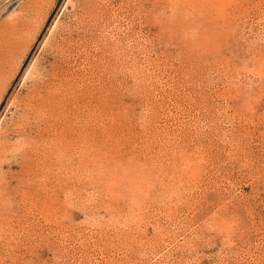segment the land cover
I'll return each mask as SVG.
<instances>
[{
  "label": "rangeland",
  "instance_id": "rangeland-1",
  "mask_svg": "<svg viewBox=\"0 0 264 264\" xmlns=\"http://www.w3.org/2000/svg\"><path fill=\"white\" fill-rule=\"evenodd\" d=\"M0 73V264H264V0H0Z\"/></svg>",
  "mask_w": 264,
  "mask_h": 264
},
{
  "label": "bare ground",
  "instance_id": "bare-ground-1",
  "mask_svg": "<svg viewBox=\"0 0 264 264\" xmlns=\"http://www.w3.org/2000/svg\"><path fill=\"white\" fill-rule=\"evenodd\" d=\"M65 42V41H64ZM52 44V43H51ZM55 48V47H54ZM53 48V49H54ZM57 48V47H56ZM67 48V47H66ZM52 49V48H51ZM56 53V52H55ZM62 53V52H61ZM55 64V63H54ZM52 66V65H51ZM54 67V66H53ZM3 69V68H2ZM55 69V68H54ZM12 70V69H11ZM13 70H14V68H13ZM31 69H29V71H28V74L27 75H29V72L30 73H33L34 71H35V67L30 71ZM16 71V70H15ZM54 70H52V73H51V75H49V76H46V77H48L45 81L43 80V78H39L38 77V80L36 79V81L32 84V86H33V88H34V90H31L32 91V96H31V100H29L28 101V103H25V102H23V103H25V104H23L24 106H26V108H25V110L23 111L24 112V116H27V115H29L30 113L29 112H32L33 114V116L35 117V118H37L39 121H42V122H46V121H48L50 118H52L53 117V115H54V111L56 110V109H60L59 111H61L60 113H63V116H65V117H67V113H68V110L66 111V107L65 106H63L62 107V105H60L61 104V102H59V100L57 101H55L54 99H52V100H50V98H49V100L47 99V98H45L46 96H44L45 95V93H47L50 89V87L49 86H51V84H53V80H55L53 77L54 76H56V74L53 72ZM59 71V70H58ZM62 72V71H61ZM60 72V73H61ZM3 73V72H2ZM13 73V72H12ZM26 73V72H25ZM35 73V72H34ZM56 73H58L57 72V70H56ZM1 74V73H0ZM63 75V74H62ZM52 78H51V77ZM3 77V76H2ZM28 78V77H27ZM63 78V77H62ZM56 79H57V77H56ZM23 80V79H22ZM33 80H35V79H33ZM57 81V80H56ZM58 81H60V80H58ZM24 82V81H23ZM62 82V81H61ZM74 82H75V79H74ZM83 82V81H82ZM25 83V82H24ZM60 83V82H59ZM58 83V84H59ZM66 83V82H65ZM73 83V82H72ZM23 84V83H22ZM71 85V84H70ZM70 85H68V86H70ZM88 85V84H87ZM62 86V84L59 86V91L58 92H60V90H62V88L63 87H65L64 85H63V87H61ZM25 88V87H24ZM58 88V87H57ZM72 88V87H71ZM5 89H6V87H5ZM66 89V88H65ZM85 89V88H84ZM92 89V88H91ZM70 90V89H69ZM63 92H65L64 90H62ZM73 91V90H72ZM66 92H67V90H66ZM70 92V91H69ZM86 92V91H85ZM88 92V91H87ZM90 92V91H89ZM88 92V93H89ZM1 93V92H0ZM52 93H53V91H52ZM56 93V92H55ZM71 93V92H70ZM48 94V93H47ZM82 94H83V92H82ZM4 95V94H3ZM86 95L87 96H89V95H91L90 93H89V95L86 93ZM49 96V95H48ZM59 96H61V95H59ZM67 96V95H66ZM76 96V95H75ZM85 96V95H84ZM93 96V95H92ZM30 97V96H29ZM51 97V96H50ZM71 97V96H70ZM79 97V96H78ZM81 97V96H80ZM86 97V96H85ZM58 98V97H57ZM60 98V97H59ZM84 98V97H83ZM88 98V97H87ZM90 99H91V96L89 97ZM47 99V100H46ZM62 99V98H61ZM70 99V98H69ZM82 99V98H81ZM84 99H86V98H84ZM75 100V99H74ZM73 100V101H74ZM92 100V99H91ZM90 100V101H91ZM94 100H96V98L94 99ZM93 100V101H94ZM64 101V100H63ZM66 101V100H65ZM64 101V102H65ZM83 101V100H82ZM87 102H89L88 101V99L86 100ZM59 102V103H58ZM63 102V103H64ZM86 102V103H87ZM95 102V101H94ZM68 103H70V101L68 102ZM73 103V102H72ZM92 103V102H91ZM19 104H20V102H19ZM89 104V103H88ZM66 105V104H65ZM69 105H71V104H69ZM76 105H77V103H76ZM75 106V105H74ZM81 105H79V107H80ZM27 107H29V109H27ZM91 107V106H90ZM20 108H21V106H20ZM45 108L47 109V111L45 110ZM73 108V107H72ZM44 109V111L46 112V113H43V114H41L40 113V111L41 110H43ZM75 109V108H74ZM90 109V108H89ZM76 110H79V109H77L76 108ZM75 110V111H76ZM81 110H83V109H80V113H81ZM91 110V109H90ZM92 110H93V107H92ZM66 111V112H65ZM74 111V112H75ZM22 113V112H21ZM83 113V112H82ZM90 113H91V111H90ZM58 114V113H57ZM74 114V113H73ZM76 114H79V113H76ZM87 114H89V113H87ZM84 115H85V113H84ZM75 116V115H74ZM81 116V115H80ZM17 117H19V116H17ZM30 117V116H29ZM71 117V116H70ZM78 117H79V115H78ZM22 118V117H21ZM26 118V117H25ZM63 118V117H62ZM69 118V117H68ZM74 118V117H73ZM85 118H86V116H85ZM72 119V118H71ZM77 119V118H76ZM24 120V119H23ZM36 120V119H35ZM50 120H52V119H50ZM66 120H68L67 118H66ZM78 120H79V118H78ZM86 120V119H85ZM19 121H21V120H19ZM25 121V120H24ZM38 121V122H39ZM54 121V120H53ZM70 121V120H69ZM90 121H91V119H90ZM42 122H40V123H42ZM79 122V121H78ZM35 123V122H34ZM55 123H56V121H55ZM69 123V122H68ZM90 123V122H89ZM11 124V123H10ZM13 124V123H12ZM21 124V123H20ZM48 124V123H47ZM47 124H45V125H47ZM70 124V123H69ZM79 124H81V123H79ZM14 125V124H13ZM16 125V124H15ZM39 125V124H38ZM63 125V124H62ZM73 125H74V122H73ZM72 125V126H73ZM75 125H77V124H75ZM90 125V124H89ZM93 125V124H92ZM5 126V125H4ZM53 126V125H52ZM78 126V125H77ZM91 126V125H90ZM89 126V127H90ZM7 127V126H6ZM57 127H59V126H57ZM78 127H80L81 128V125H79ZM40 128V127H39ZM72 128V127H71ZM5 129V128H4ZM68 129V128H67ZM36 130V129H35ZM42 130V129H41ZM52 131V130H51ZM71 131V130H70ZM86 131V130H85ZM87 131H88V129H87ZM21 132V131H20ZM38 132V131H37ZM79 132V131H78ZM83 132V131H82ZM22 133V132H21ZM42 133H44V132H42ZM71 133H72V131H71ZM92 133V132H91ZM39 134V133H38ZM49 134V133H48ZM85 134V133H84ZM87 134V133H86ZM90 134V133H89ZM6 135V134H5ZM35 135V134H34ZM33 135V136H34ZM51 135V134H50ZM67 135V134H66ZM70 136V135H69ZM69 136H66V138L67 137H69ZM37 137V136H36ZM43 137V136H42ZM65 137V136H64ZM34 138V137H33ZM47 138V137H46ZM40 139V138H39ZM58 139V138H57ZM70 139H72V138H70ZM37 140H38V138H37ZM41 140V139H40ZM43 140V139H42ZM73 140H75V139H73ZM47 141H48V139H47ZM54 141H57V140H54ZM52 142V141H51ZM63 142V141H62ZM65 142H67V141H65ZM76 142V141H75ZM33 143V142H32ZM78 144H79V142H77ZM86 143V142H85ZM65 144V143H64ZM3 145V144H2ZM35 145V144H34ZM44 145H45V143H44ZM52 146H53V144H52ZM61 146V145H60ZM77 146V145H76ZM2 147V146H1ZM1 147H0V149H1ZM81 147V146H80ZM3 148H5V147H3ZM47 148V147H46ZM49 148H50V146H49ZM57 148H59V147H57ZM56 148V149H57ZM62 148V147H61ZM70 148V147H69ZM39 149V148H38ZM63 149V148H62ZM78 149V148H77ZM87 149V148H86ZM8 150V149H7ZM6 150V151H7ZM33 150V149H32ZM40 150V149H39ZM43 150V149H42ZM54 150V149H53ZM69 150V149H68ZM30 151V150H29ZM52 151V150H51ZM50 151V152H51ZM61 151V150H60ZM59 151V152H60ZM70 151V150H69ZM72 151H73V148H72ZM77 151H80V150H77ZM83 151V150H82ZM88 151V150H87ZM52 152H54V151H52ZM74 152V151H73ZM34 153V152H33ZM63 153V152H62ZM85 153V152H84ZM54 154V153H53ZM72 154V153H71ZM70 154V155H71ZM88 154V153H87ZM24 155V154H23ZM37 155V154H36ZM56 155H59L58 153L56 154ZM65 155H67V154H65ZM69 155V154H68ZM75 155V154H74ZM25 156V155H24ZM23 156V157H24ZM48 156V155H47ZM50 156V155H49ZM48 156V157H49ZM56 157H58V156H55V158ZM62 157V156H61ZM72 157V156H71ZM51 158V157H50ZM73 158V157H72ZM85 158V157H84ZM47 159H49V158H47ZM53 159V158H52ZM59 159L61 160V158L59 157ZM58 159V160H59ZM63 159V158H62ZM65 159V158H64ZM46 160V159H45ZM56 160V159H55ZM57 160V161H58ZM82 160V159H81ZM84 160V159H83ZM82 160V161H83ZM81 161V162H82ZM36 162H37V159H36ZM50 162V161H49ZM51 162H53V161H51ZM67 163V162H66ZM68 164V163H67ZM41 165V164H40ZM53 166V165H52ZM51 166V167H52ZM59 166V165H58ZM89 167V166H88ZM50 168V167H49ZM57 168V167H56ZM65 169V168H64ZM73 169V168H72ZM77 169V168H76ZM75 169V170H76ZM60 170V169H59ZM63 170V169H62ZM85 170V169H84ZM91 170V169H90ZM57 173V172H56ZM88 173V172H87ZM1 218V217H0ZM1 220V219H0ZM1 223V222H0ZM4 223V222H3ZM2 223V224H3ZM4 226V225H3Z\"/></svg>",
  "mask_w": 264,
  "mask_h": 264
},
{
  "label": "built area",
  "instance_id": "built-area-1",
  "mask_svg": "<svg viewBox=\"0 0 264 264\" xmlns=\"http://www.w3.org/2000/svg\"><path fill=\"white\" fill-rule=\"evenodd\" d=\"M59 1V0H58Z\"/></svg>",
  "mask_w": 264,
  "mask_h": 264
}]
</instances>
